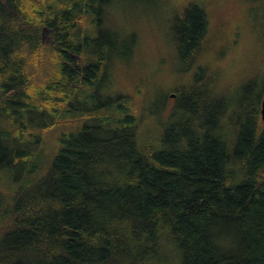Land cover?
<instances>
[{
  "label": "trees",
  "instance_id": "trees-1",
  "mask_svg": "<svg viewBox=\"0 0 264 264\" xmlns=\"http://www.w3.org/2000/svg\"><path fill=\"white\" fill-rule=\"evenodd\" d=\"M111 3L0 0V264H264V80L248 77L264 66V5L230 78L206 55L245 48L247 19L218 41L209 0L179 3L184 80L147 98L155 112L174 92L168 116L145 118L101 93L134 53Z\"/></svg>",
  "mask_w": 264,
  "mask_h": 264
},
{
  "label": "rangeland",
  "instance_id": "rangeland-1",
  "mask_svg": "<svg viewBox=\"0 0 264 264\" xmlns=\"http://www.w3.org/2000/svg\"><path fill=\"white\" fill-rule=\"evenodd\" d=\"M209 1L208 6L211 10L210 28L212 27V31L218 36V41L230 42L231 24L238 22L239 25L240 20L243 22L244 19H247V25L246 22L244 26L242 23V28L239 30L240 34L237 37L239 44L243 42L245 48L239 47L237 55H217L215 49L210 50L206 55L211 63H222L230 78L236 77L240 72V68L248 60L249 50L259 34L257 26L255 29L253 25L254 20H252V15L249 12L254 9L253 13L258 17L263 8L264 0ZM201 2L202 0H112L105 19L107 16L110 24L115 26L112 28L127 37L134 32V37L131 35L134 53L129 59L126 60L123 56L124 58L116 60L111 67H108L107 72L104 74H109L107 75L109 80H106L101 90L103 97L107 95L104 93L106 89L117 90L123 92L122 99L125 98L130 104L136 103L139 111L146 115L145 118L159 114L161 107V113H164L162 115L164 117L168 116L175 104V98L172 96L175 95L174 92H170L165 100L159 97L158 104L153 107L155 112L149 106L147 98H152L155 89L160 90L166 87L168 91L171 84L184 80L182 79V73L184 72L180 70L184 67V64L178 62L175 41L170 33L171 25L177 15L174 8H179V3L193 6L199 5ZM243 31L245 35H243ZM241 35L242 37L239 38ZM44 37L47 41L49 39L48 33H45ZM260 39L263 45L260 44V48H264V35L262 33H260ZM261 54L264 58V49ZM262 69L259 74L253 75L249 72L246 74L249 73L248 77L250 76L256 84H260L264 80V66ZM110 96L112 97V95ZM66 116L64 114L58 120H63ZM63 129L65 127H58L52 134L47 145L48 150L55 140V134H60Z\"/></svg>",
  "mask_w": 264,
  "mask_h": 264
},
{
  "label": "water",
  "instance_id": "water-1",
  "mask_svg": "<svg viewBox=\"0 0 264 264\" xmlns=\"http://www.w3.org/2000/svg\"><path fill=\"white\" fill-rule=\"evenodd\" d=\"M172 96H174V94ZM261 106H262V108H261V117H262V120L264 121V93H263Z\"/></svg>",
  "mask_w": 264,
  "mask_h": 264
}]
</instances>
